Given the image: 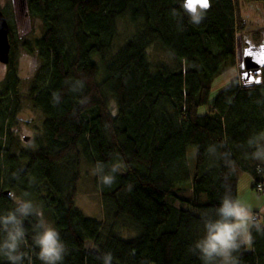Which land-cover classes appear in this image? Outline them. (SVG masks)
<instances>
[{
    "label": "trees",
    "instance_id": "1",
    "mask_svg": "<svg viewBox=\"0 0 264 264\" xmlns=\"http://www.w3.org/2000/svg\"><path fill=\"white\" fill-rule=\"evenodd\" d=\"M184 1H27L42 25L40 37L24 44L39 60L27 95L44 119L36 145H23L11 127L24 98L11 46L0 82V189L10 195L0 191V213L14 208L12 194L30 192L69 249L63 264H102L105 252L112 264H202L190 251L204 234L202 217L214 214L225 187L237 197L242 173L254 190L262 180L264 161L252 153L264 146V69L258 82L232 78L209 98L214 78L236 66L239 0H209L199 24ZM123 19L134 32L113 50ZM154 43L178 68L150 64ZM76 81L82 90H72ZM210 145H224L218 152L230 153L231 167L209 155ZM187 147L195 151L192 170ZM116 162L111 186L94 174L105 221L85 216L75 205L81 165L107 171ZM35 222L24 221L26 250L31 264H41L31 243ZM252 234L253 243L234 254L239 264H264V234Z\"/></svg>",
    "mask_w": 264,
    "mask_h": 264
},
{
    "label": "clouds",
    "instance_id": "2",
    "mask_svg": "<svg viewBox=\"0 0 264 264\" xmlns=\"http://www.w3.org/2000/svg\"><path fill=\"white\" fill-rule=\"evenodd\" d=\"M203 14L201 10L192 11L190 19L193 23L199 24ZM26 59L29 67L34 71L38 65L32 58ZM83 87V81H76L72 90H82ZM53 99L59 103V94L54 93ZM255 143V139L249 140L250 145ZM218 147L224 145H210L209 155L224 160L231 167L230 153L218 152ZM117 157L119 158V154ZM252 157L264 161V146H258ZM119 171L118 162L113 163L107 171L102 164H97L94 174L100 177V182L104 186H111ZM12 199L14 208L0 213V257H3L7 264H31V256L26 250L28 232L24 221L35 217L31 243L35 249H38L36 258L41 264H63L69 249L54 223L45 218L43 206L35 203L31 193L27 191L21 196L12 194ZM202 220L204 234L190 247V251L199 255L202 264H239L234 254L243 246H250L253 243V229L257 233L264 234V222L257 218L249 205L235 197L228 187H225L214 214H205ZM97 259L102 260V264H112L113 256L111 252H105Z\"/></svg>",
    "mask_w": 264,
    "mask_h": 264
},
{
    "label": "rangeland",
    "instance_id": "3",
    "mask_svg": "<svg viewBox=\"0 0 264 264\" xmlns=\"http://www.w3.org/2000/svg\"><path fill=\"white\" fill-rule=\"evenodd\" d=\"M28 0H19L14 3L13 0H0V9L6 16L9 25V34H11V46L14 48V58L17 74L21 80L20 94L24 97L21 101L20 110L17 114L16 121L11 125L12 129L20 137L23 145L34 147L37 139L41 134V126L44 119L43 114L31 106L28 100V88L31 78L39 66V60L35 50L29 52L25 49L24 44L30 45L34 39L42 34L41 21L29 14L26 9ZM239 13L243 19L244 29L237 33L236 38V66L230 68L225 73L214 78L210 91V100H213L216 94L227 87L232 78H240L241 67L243 63V49L248 46L258 47L264 43V6L260 2L252 0H239ZM134 32V26L127 19L120 20L117 25V31L114 39L113 50L123 45ZM148 60L152 66L163 65L169 69L178 68L177 61L167 52L159 43H154L148 47ZM26 58H32L38 65L33 71ZM6 75V65L0 62V82ZM262 78V71L259 74ZM27 97V98H26ZM206 107H200L199 112L204 113ZM29 137L24 141L23 137ZM187 162L192 170L195 162V151L192 147L186 148ZM247 173H242L238 180L237 198L242 202L255 200L250 197L249 193L258 199H264V193L257 194L250 186L246 187ZM94 170L90 165H81L80 178L76 185L75 205L85 216L95 218L101 222L105 221L101 205V198L98 189L94 184ZM264 178V173H263ZM117 232L122 235L128 233L127 227L118 226Z\"/></svg>",
    "mask_w": 264,
    "mask_h": 264
},
{
    "label": "water",
    "instance_id": "4",
    "mask_svg": "<svg viewBox=\"0 0 264 264\" xmlns=\"http://www.w3.org/2000/svg\"><path fill=\"white\" fill-rule=\"evenodd\" d=\"M208 7L210 5L207 0ZM208 7H203L200 0H185L184 8L190 14L197 9L206 10ZM11 44L9 41V25L6 16L0 9V62L7 64L10 59ZM264 69V43L258 47L251 45L246 46L243 49V63L240 72V78L243 83L259 81V74ZM29 137L24 136L23 140L28 141ZM1 191V189H0ZM4 195L9 196V190L1 191Z\"/></svg>",
    "mask_w": 264,
    "mask_h": 264
},
{
    "label": "crops",
    "instance_id": "5",
    "mask_svg": "<svg viewBox=\"0 0 264 264\" xmlns=\"http://www.w3.org/2000/svg\"><path fill=\"white\" fill-rule=\"evenodd\" d=\"M261 182L264 184V178H263V176H262ZM252 184H253V178L250 175H248L246 187L247 186H250L252 188ZM237 188H238V183H237ZM249 194H250V197L252 199H255V200H253V201L248 200V201H246L244 203H246L247 205H249L254 210V212H257L259 214V216L261 217V221H262L264 219V199L263 198L256 199L252 195V193H249Z\"/></svg>",
    "mask_w": 264,
    "mask_h": 264
},
{
    "label": "built area",
    "instance_id": "6",
    "mask_svg": "<svg viewBox=\"0 0 264 264\" xmlns=\"http://www.w3.org/2000/svg\"><path fill=\"white\" fill-rule=\"evenodd\" d=\"M255 191L257 193H264V184L262 182H257L255 184ZM256 216H257L258 219H260L259 214H256Z\"/></svg>",
    "mask_w": 264,
    "mask_h": 264
},
{
    "label": "snow or ice",
    "instance_id": "7",
    "mask_svg": "<svg viewBox=\"0 0 264 264\" xmlns=\"http://www.w3.org/2000/svg\"><path fill=\"white\" fill-rule=\"evenodd\" d=\"M200 3L203 7H207V0H200Z\"/></svg>",
    "mask_w": 264,
    "mask_h": 264
},
{
    "label": "flooded vegetation",
    "instance_id": "8",
    "mask_svg": "<svg viewBox=\"0 0 264 264\" xmlns=\"http://www.w3.org/2000/svg\"><path fill=\"white\" fill-rule=\"evenodd\" d=\"M19 0H13L14 3L18 2ZM26 7H27V3H26ZM27 9V8H26Z\"/></svg>",
    "mask_w": 264,
    "mask_h": 264
}]
</instances>
